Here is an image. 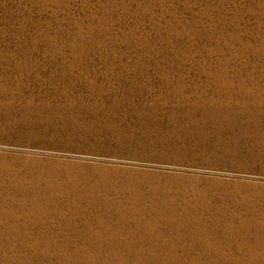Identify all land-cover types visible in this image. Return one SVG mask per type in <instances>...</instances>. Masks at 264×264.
Returning <instances> with one entry per match:
<instances>
[{
	"label": "rangeland",
	"instance_id": "rangeland-1",
	"mask_svg": "<svg viewBox=\"0 0 264 264\" xmlns=\"http://www.w3.org/2000/svg\"><path fill=\"white\" fill-rule=\"evenodd\" d=\"M0 264H264V0H0Z\"/></svg>",
	"mask_w": 264,
	"mask_h": 264
}]
</instances>
